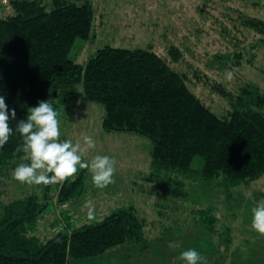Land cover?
Listing matches in <instances>:
<instances>
[{
    "label": "trees",
    "instance_id": "trees-1",
    "mask_svg": "<svg viewBox=\"0 0 264 264\" xmlns=\"http://www.w3.org/2000/svg\"><path fill=\"white\" fill-rule=\"evenodd\" d=\"M11 5L14 14L0 15V95L5 97L9 116L16 111V120L10 121L13 136L0 149V168L21 161L23 153L16 149L22 146V138L15 129L26 120L28 108L50 100L60 117H67L82 86L87 100L104 108L106 133L136 134L151 141L147 182L159 198L181 197L186 202L192 193L188 181H192L206 190H223L226 203L241 208L243 189L264 176V93L257 85L246 83L237 94L214 85L212 89L229 103L219 113L194 94L186 74L152 50L107 46L85 64L74 61L70 54L76 43L88 42L93 33L95 10L90 1L11 0ZM244 25L264 37V20L248 17ZM260 43L264 46L263 39ZM169 53L179 61L178 48ZM237 57L241 64L242 56ZM56 184L58 202L66 204L81 195L85 177L80 173L75 180ZM255 197L264 199V193ZM199 208L196 227L220 237L230 235V229H216L213 207ZM45 210L36 194L4 207L0 264H71L119 246L148 242L146 221L134 206L121 207L101 222L76 229L67 217V232L42 240L35 233Z\"/></svg>",
    "mask_w": 264,
    "mask_h": 264
},
{
    "label": "rangeland",
    "instance_id": "rangeland-1",
    "mask_svg": "<svg viewBox=\"0 0 264 264\" xmlns=\"http://www.w3.org/2000/svg\"><path fill=\"white\" fill-rule=\"evenodd\" d=\"M51 1L44 0L46 4ZM86 1L95 10L94 29L88 42L78 41L72 50L70 57L77 63L85 64L107 46L152 50L174 70L186 74L194 94L219 113L226 111L229 103L212 89L214 85L237 94L242 85L253 83L264 93V58H260L264 57V46L259 45L264 37L244 25L248 17L264 20V0H76L79 4ZM12 14L11 0H0L1 17ZM171 48L180 50L178 62L170 55ZM237 55L242 56L241 64H237ZM226 69L235 73L230 82L225 79ZM77 96L72 113L59 116L62 139L82 143V135L91 136L96 148L85 159L95 155L115 158L116 183L97 189L90 173L81 170L85 177L83 192L71 202L59 203L58 184L47 191V186L22 185L13 179L14 169L26 163L14 161L0 168V219L6 205L36 194L46 210L35 235L47 240L68 231L64 225L67 217L76 229L103 221L117 208L134 206L146 221L147 244L119 246L103 256L71 264H184L179 256L188 249L197 250L208 264H264V238L257 234L254 240L249 232H255L251 228V209L258 202L255 196L264 193V176L243 189L245 201L241 208L230 207L223 190H206L192 181H188L192 193L186 202L181 197L161 199L147 182L151 141L136 134L106 133L102 128L104 108L89 102L82 86ZM87 199L96 205L91 220L83 207ZM209 206L216 210V229L230 228L233 235L220 237L196 227L199 207ZM169 243L176 247L169 248ZM249 248L255 251L252 256Z\"/></svg>",
    "mask_w": 264,
    "mask_h": 264
},
{
    "label": "clouds",
    "instance_id": "clouds-1",
    "mask_svg": "<svg viewBox=\"0 0 264 264\" xmlns=\"http://www.w3.org/2000/svg\"><path fill=\"white\" fill-rule=\"evenodd\" d=\"M234 70H225V79H234ZM60 113L51 101H40L36 107L28 108L26 120L19 121L15 132L22 138V146L16 149L22 152V161L13 171L12 177L22 185L49 186L69 179L75 180L81 170H87L97 189H106L116 183L117 160L108 155H95L90 160L85 157L96 148V142L89 135L73 143L62 139ZM16 120V111L6 105L5 97L0 95V149H3L13 136L10 121ZM238 192L239 188H232ZM87 209V218L94 219L96 205L87 199L83 205ZM251 228L264 238V199H260L251 209ZM169 248H175L169 243ZM179 259L184 264H208L207 258L195 249L183 251Z\"/></svg>",
    "mask_w": 264,
    "mask_h": 264
},
{
    "label": "crops",
    "instance_id": "crops-1",
    "mask_svg": "<svg viewBox=\"0 0 264 264\" xmlns=\"http://www.w3.org/2000/svg\"><path fill=\"white\" fill-rule=\"evenodd\" d=\"M117 209H119V208H117ZM146 229H147V228H146ZM227 229H230V228H227ZM230 231H231V232H230V236H231V235H233L234 233H233V230H232V229H230ZM248 231H249V230H248ZM249 232H252L251 234L255 236V237H254V240H257V237H258L257 234H258V233L253 232V231H249ZM146 237H147V235H146ZM147 239H148V237H147ZM148 240H149V239H148ZM254 240H253V241H254ZM230 241H231V240H230ZM253 241H252V242H253ZM148 242H149V241H148ZM148 242H147V243H148ZM147 243H146V244H147ZM253 243H255V242H253ZM136 245H139V244H136ZM249 250L251 251V252H250L251 255L249 254V256H252V253L255 252V251L252 250V248H249ZM247 255H248V253H247ZM255 255H256V254H255Z\"/></svg>",
    "mask_w": 264,
    "mask_h": 264
},
{
    "label": "bare ground",
    "instance_id": "bare-ground-1",
    "mask_svg": "<svg viewBox=\"0 0 264 264\" xmlns=\"http://www.w3.org/2000/svg\"><path fill=\"white\" fill-rule=\"evenodd\" d=\"M260 58H264V57H261V56H260ZM248 66H249V64L247 65V67H248ZM251 67L253 68V66H251ZM161 215H162V214H161ZM171 215H172V214H171ZM171 215H170V217H171ZM173 215H174V214H173ZM177 215H178V214H177ZM170 217H169V218H170ZM177 217H178V216H177ZM179 217H180V215H179ZM165 218H166V217H165ZM180 218H181V217H180ZM182 218H183V217H182ZM37 225H38V224H37ZM32 234H33V233H32Z\"/></svg>",
    "mask_w": 264,
    "mask_h": 264
}]
</instances>
